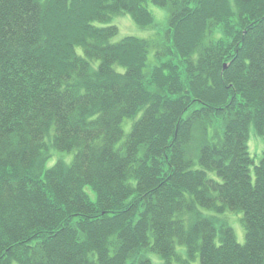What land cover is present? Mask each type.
<instances>
[{
	"label": "trees",
	"instance_id": "obj_1",
	"mask_svg": "<svg viewBox=\"0 0 264 264\" xmlns=\"http://www.w3.org/2000/svg\"><path fill=\"white\" fill-rule=\"evenodd\" d=\"M252 125L264 0H0V264H264Z\"/></svg>",
	"mask_w": 264,
	"mask_h": 264
},
{
	"label": "rangeland",
	"instance_id": "obj_2",
	"mask_svg": "<svg viewBox=\"0 0 264 264\" xmlns=\"http://www.w3.org/2000/svg\"><path fill=\"white\" fill-rule=\"evenodd\" d=\"M149 8L156 19V24L159 30L167 27V14L165 10L157 6H153V5H150ZM111 24L116 25L119 28V34L116 38H114V42H118L127 36H135L139 38L152 40L150 38L154 35L153 30L141 29L135 23L132 16L129 14L115 17ZM77 52L78 54H82V49L78 48ZM152 55H153V52L150 54V58H149L150 65L153 64ZM136 119H134V121ZM132 125H133V119L124 120L123 128L125 131V135L129 133ZM47 143H49V138L47 139ZM248 147H249L250 156L254 159L255 164H258L260 159L264 155V139L256 133V130L253 125L250 126V130H249ZM74 155H75L74 151L69 152V153H62V152L53 150L52 158L48 161L46 167L51 168L60 160H63L67 164H70L74 158ZM211 176H214V174H211ZM252 176L254 178V168L253 167H252ZM207 213L210 215H216L214 212H207ZM221 218L222 220L226 221L228 226H230L234 230L237 242L240 244H244L245 243V231H244L243 223L241 221V219L243 218V214L241 212L235 213V212L228 211L224 214L223 217L221 216ZM216 243L217 244L220 243L219 236L216 238ZM177 249L179 253H181L182 256L184 257L187 256L185 247L182 246ZM150 258L152 260V264H163L162 258L157 254H151ZM14 264H17V263H14ZM192 264H199V259L196 262H193Z\"/></svg>",
	"mask_w": 264,
	"mask_h": 264
}]
</instances>
